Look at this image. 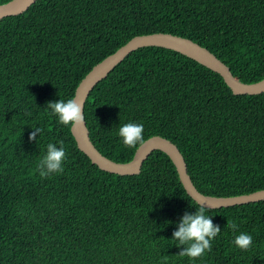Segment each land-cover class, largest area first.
Here are the masks:
<instances>
[{
	"label": "trees",
	"instance_id": "trees-1",
	"mask_svg": "<svg viewBox=\"0 0 264 264\" xmlns=\"http://www.w3.org/2000/svg\"><path fill=\"white\" fill-rule=\"evenodd\" d=\"M156 32L207 47L243 82L264 77V0H36L0 20V264H264V200L204 206L221 232L204 256H181L172 233L202 205L171 158L155 150L139 174L102 170L47 107L73 98L92 67L131 38ZM84 115L113 160L133 158L140 144L125 146L118 130L134 122L143 141L162 135L179 147L201 192L264 189V92L234 94L180 52H131L92 89ZM60 141L64 172L41 178L47 144ZM241 232L253 237L248 250L233 243Z\"/></svg>",
	"mask_w": 264,
	"mask_h": 264
},
{
	"label": "water",
	"instance_id": "water-1",
	"mask_svg": "<svg viewBox=\"0 0 264 264\" xmlns=\"http://www.w3.org/2000/svg\"><path fill=\"white\" fill-rule=\"evenodd\" d=\"M34 2L36 0H10L1 3L0 20L6 16L25 12ZM147 46H160L172 49L194 59L219 73L234 94H260L264 92V77L256 82H243L234 76L229 66L207 47L181 35L156 32L134 36L115 52L96 63L84 76L78 84L73 97L82 106L83 115L86 100L96 84L106 78L131 52ZM71 131L78 147L90 158L92 163L98 165L102 170L120 175L139 174L144 161L153 151L161 150L165 152L175 164L188 194L202 206L221 208L264 200V189L231 196H215L201 192L188 173L186 160L179 147L171 139L162 135H153L147 138L137 147L131 160L120 162L107 157L96 147L90 137L85 115L84 122L71 126Z\"/></svg>",
	"mask_w": 264,
	"mask_h": 264
},
{
	"label": "clouds",
	"instance_id": "clouds-1",
	"mask_svg": "<svg viewBox=\"0 0 264 264\" xmlns=\"http://www.w3.org/2000/svg\"><path fill=\"white\" fill-rule=\"evenodd\" d=\"M47 107L52 114L58 118L59 123L65 126H76L84 122L82 106L77 103L75 98L67 101L59 99L58 101L48 102ZM39 129H35L29 135V140L36 139ZM142 124L129 122L119 127L118 135L122 138L123 144L127 147H135L143 143ZM58 147L55 143H48L46 153L37 164V171L41 178H49L53 175H59L64 172V161L67 153L63 141H60ZM228 227L235 229V223L228 224ZM221 232L219 225L214 224L211 216L206 215V208L200 206L193 213L185 212L180 218L177 229L173 231L172 238L178 241L177 246L184 247L179 252L181 256L195 260L204 256L212 250V241ZM233 243L241 250H248L252 247L253 237L241 232L235 236ZM165 262L167 257H164Z\"/></svg>",
	"mask_w": 264,
	"mask_h": 264
},
{
	"label": "bare ground",
	"instance_id": "bare-ground-1",
	"mask_svg": "<svg viewBox=\"0 0 264 264\" xmlns=\"http://www.w3.org/2000/svg\"><path fill=\"white\" fill-rule=\"evenodd\" d=\"M230 68V67H229Z\"/></svg>",
	"mask_w": 264,
	"mask_h": 264
}]
</instances>
